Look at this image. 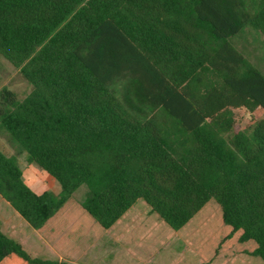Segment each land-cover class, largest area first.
Masks as SVG:
<instances>
[{"label":"trees","instance_id":"obj_1","mask_svg":"<svg viewBox=\"0 0 264 264\" xmlns=\"http://www.w3.org/2000/svg\"><path fill=\"white\" fill-rule=\"evenodd\" d=\"M244 29L264 39V0H0V57L32 86L0 90L15 150L0 149V197L57 251L82 185L81 217L102 229L142 200L179 231L212 200L213 246L264 260V73L230 43ZM21 153L58 194L26 184ZM0 264L68 263L0 230Z\"/></svg>","mask_w":264,"mask_h":264},{"label":"rangeland","instance_id":"obj_2","mask_svg":"<svg viewBox=\"0 0 264 264\" xmlns=\"http://www.w3.org/2000/svg\"><path fill=\"white\" fill-rule=\"evenodd\" d=\"M230 43L258 70L264 73V39L258 32L252 29H244L232 37ZM3 88L12 91L18 101H22L32 91V86L21 76L19 70L0 57V90ZM249 117V113L244 109L234 110L235 126L242 127ZM0 149L6 154L15 153V150L2 133H0ZM18 163L23 172V180L26 183L27 181H34L35 176L37 179L42 178L41 175L49 178L46 183H42L40 180V188H33L36 193H40L43 189L56 193V188L60 189L58 183L45 171L35 164H28L24 153L18 154ZM85 193V185L80 186L74 192L73 200L62 211V217H67V238L73 237V240L69 239L71 241L67 242V258H80L81 252L90 247L94 249L93 252L102 253L104 256L110 255L109 258H112V256L120 258V261L121 259L129 261L135 258L136 264H264V260L261 258L250 255L254 246L240 245L235 239L225 242L223 245L215 244L213 246L217 235L224 232L226 228L222 223L220 226L221 210L212 200L188 223L180 235L178 233L180 231L171 230L156 215L151 214L145 207L144 201H138V207L136 206L135 211L132 209V212L135 213H130L133 214V217L125 220L126 225H132L133 229L141 230L132 231V234L136 235L140 232L148 234L146 229L158 226L162 222L164 234L168 238L158 241L132 237L129 246L134 244L136 246L128 247L130 251L128 252L123 244L105 243L109 240L101 237L104 233L103 229L96 222L81 217L78 201L84 199ZM0 202L3 207L10 211V207L1 198ZM139 202H143V204H139ZM142 229H145V231ZM29 230L33 231L30 227ZM131 250L134 252H131ZM28 251L35 253L29 249ZM42 258L55 260L56 256L53 252L48 251L47 254L42 252Z\"/></svg>","mask_w":264,"mask_h":264},{"label":"crops","instance_id":"obj_3","mask_svg":"<svg viewBox=\"0 0 264 264\" xmlns=\"http://www.w3.org/2000/svg\"><path fill=\"white\" fill-rule=\"evenodd\" d=\"M41 176H42V178H40V179H37L35 176L34 179L37 181H35V180L32 182L27 181L26 184L32 190H33V188L34 189L40 188L41 187L39 184L40 180L42 183L43 182L46 183V181L49 179L47 177H44L43 175H41ZM44 191H47V190L43 189V191H40V193H42ZM59 191H60V189L56 188V191H55L56 193H54V194H58ZM2 201H4V200L2 199ZM5 203H6V205H8V207H10V205L7 202H5ZM140 203L143 204V202H139V204ZM144 205L149 210V207L146 204H144ZM136 206L138 207V202L135 203L110 228L103 229L104 233L101 235V237H103V239L109 240L108 242L106 241L105 243H108V244L118 243L119 245L123 244L124 247H126L125 250L127 251L128 247L136 246V244L129 246V243L132 241V237L133 238H139V239L148 238L149 240H158V241H161L162 239L168 238V236L166 237V235L164 234L162 222L158 226H152L149 229H146L148 231V234H144L141 232L136 233V235L132 234V231H141V230L133 229L132 225H126L125 220L133 217L132 215L135 213L134 211L137 208ZM9 209H10V211L6 207H3L1 202H0V230H1V232L3 234L7 235L9 238H12L15 241H17L25 249H27V250L29 249V250H32L33 252H35L34 255L38 256L39 258H42V252H45V254H47L48 251H50V252H53L55 254V256H56L55 260H64L68 264H119V263L136 264L137 263L135 258H133L132 260H129V261L121 259V261H123V262H121L119 260L120 258H114L113 256H112V258H109L110 255L104 256L102 253L93 252L94 249L90 248V247L87 250H85L84 252H81L80 258H67V243L65 245H63L61 251H57L53 247L52 242H48L38 232H36L33 228H31L19 216V214L15 210H13L11 207ZM132 209H134L133 212H132ZM137 212H138V210H137ZM130 213H133V214L131 215ZM29 227L31 229H33V231L29 230ZM185 227H183L181 230H179L180 231V232H178L179 235L182 233V231L185 229ZM142 230L145 231V229H142ZM161 231H162V233H160ZM34 235H36V236H34ZM34 240H36V241H34ZM135 241L137 242V240H135ZM103 245H105V244H103ZM89 250H91V251L89 252ZM128 252H130V251L128 250ZM131 252H134V251L131 250ZM43 256H45V255L43 254ZM140 264H142V263H140Z\"/></svg>","mask_w":264,"mask_h":264}]
</instances>
